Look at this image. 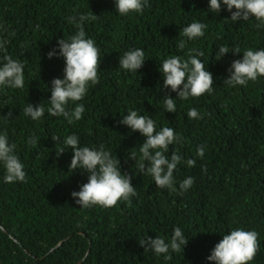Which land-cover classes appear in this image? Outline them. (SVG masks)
<instances>
[{"label":"trees","instance_id":"16d2710c","mask_svg":"<svg viewBox=\"0 0 264 264\" xmlns=\"http://www.w3.org/2000/svg\"><path fill=\"white\" fill-rule=\"evenodd\" d=\"M81 15L88 17L86 38L100 50L101 63L99 82L89 83L83 100L75 102L85 107L82 119L70 124L47 114L51 81L63 79L65 68L63 57L47 54L58 51L59 39L76 34L69 18ZM192 22L207 25L203 37L183 36ZM258 24L255 17L231 20L222 0L219 14L209 11V0H148L141 13L123 16L115 0H0V66L4 56L19 60L25 81L23 88L0 86V134L16 145L26 172V182L5 183L0 163V264H214L207 259L213 248L238 228L258 233L259 249L249 264H264V77L246 86L224 83L244 51L264 49V25ZM221 46L230 52L219 59ZM137 48L145 52L143 67L137 73L119 68L120 57ZM236 48L241 53L231 52ZM193 50L204 53L199 58L213 75V91L181 100L164 88L161 64L172 56L186 60ZM165 94L175 99L176 113L166 112ZM28 103H42L44 117L24 115ZM192 108L202 119L188 117ZM130 110L153 119L157 131L170 127L180 137L165 153L170 158L178 150L184 158L174 172L175 191L158 188L140 172L139 147L146 138L120 123ZM71 134L81 146L103 145L117 156L137 192L130 204H76L71 193L88 182V174L69 172L71 149L56 155ZM32 137L38 138L35 147L28 143ZM201 145L203 158L197 155ZM132 152L136 161L128 158ZM188 177L194 184L181 192ZM175 227L188 237L183 254L170 250L166 260V254L140 246L147 236L170 242Z\"/></svg>","mask_w":264,"mask_h":264},{"label":"clouds","instance_id":"9594fccd","mask_svg":"<svg viewBox=\"0 0 264 264\" xmlns=\"http://www.w3.org/2000/svg\"><path fill=\"white\" fill-rule=\"evenodd\" d=\"M222 3L231 13V20H248L250 17H255L259 21L258 27L264 25V0H222ZM115 4L118 14L123 16L141 13L148 6V0H115ZM209 11L219 14L221 0H209ZM96 18L95 14L91 17L93 20ZM87 19L88 17L83 15L78 20L76 17H70L69 22L74 23L78 31L68 40L59 39L58 51L54 48L47 54L49 59L57 56L65 60L64 78H54L51 81V98L48 100L50 107L47 108V114L51 117L62 116L70 124L82 119L85 112L84 105L75 104V102L83 100L89 83L95 85L99 82L100 50L92 39L86 38L83 22ZM206 28V24L192 22L182 29V34L188 40H193L203 37ZM178 47L183 49L185 41L181 40ZM0 48H3V44H0ZM193 52L195 55L190 54L186 60H182L179 56H172L161 64L164 88H170L172 92H176L181 100L200 97L205 93L211 94L213 91V75L199 58L203 57L204 53L197 50ZM229 52L227 46H221L216 55L220 59ZM231 52L241 53L239 48ZM3 59L5 63L0 66V86L23 88L24 64L11 56H4ZM145 61V52L142 49H133L120 57L119 68L137 73ZM258 77H264V49L257 51L249 49L243 52L242 59L232 62L229 77L224 80V83L233 87L246 86L249 81L255 82ZM164 97L166 112L176 113L175 99L167 94ZM70 102L75 104L74 108L70 107ZM23 111L24 115L30 116L34 121L40 120L45 115V107L42 103L38 105L28 103ZM187 115L191 119H202L195 108L190 109ZM10 116L11 112L5 118ZM120 123L133 132L138 131L146 138L139 147L141 155L137 166L140 172L150 174L158 188L175 191L174 172L184 158L178 154V150H173L170 158L165 153H168L170 145L181 142L180 137L170 127H162L157 131L153 119L138 115L135 110H130L123 116ZM51 138L55 142L60 139L58 136ZM28 143L35 147L38 144V138L32 137ZM15 148L14 143H9L6 132L0 134V163L6 170L5 183L26 182L24 165L15 154ZM69 149L73 153L69 172L80 170L88 174V182L81 185L78 192L71 193L76 204L85 209L93 206L107 209L116 206L120 201L131 203L130 198L136 196L137 192L131 183L132 177L121 172L117 156L113 158L109 151L104 150L103 145L98 150L81 146L76 134L68 135L64 139L63 146L56 151L57 157ZM204 154V146L201 145L197 148V155L203 158ZM128 158L136 161V153H130ZM145 162H148L147 165ZM186 163L189 167H193L196 161L188 159ZM193 184L194 178L188 177L180 183L179 188L181 192H186ZM187 243L188 237L180 227L174 228L170 242L160 237L153 239L148 236L139 242L145 251L152 250L157 255L166 254V260L171 259V256L167 255L170 250L183 254ZM258 249V233L238 228L223 235L222 240L215 245L207 259L214 264H249L254 260Z\"/></svg>","mask_w":264,"mask_h":264}]
</instances>
